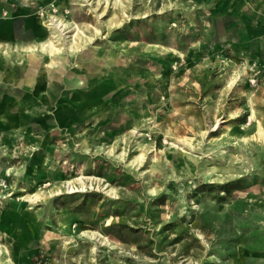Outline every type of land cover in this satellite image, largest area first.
Here are the masks:
<instances>
[{
    "label": "rangeland",
    "instance_id": "rangeland-1",
    "mask_svg": "<svg viewBox=\"0 0 264 264\" xmlns=\"http://www.w3.org/2000/svg\"><path fill=\"white\" fill-rule=\"evenodd\" d=\"M263 12L0 0V264H264Z\"/></svg>",
    "mask_w": 264,
    "mask_h": 264
},
{
    "label": "bare ground",
    "instance_id": "bare-ground-1",
    "mask_svg": "<svg viewBox=\"0 0 264 264\" xmlns=\"http://www.w3.org/2000/svg\"><path fill=\"white\" fill-rule=\"evenodd\" d=\"M56 23H57V22H56ZM52 24H53V23H52ZM64 25H65V24H64ZM61 26H63V25H61ZM64 27H65V26H64ZM53 28H54L55 30H57V31H61V29H62L61 27H58V25H54ZM60 28H61V29H60ZM43 46H44V45H43ZM43 46H42V48H44ZM49 47H50V49H49L50 52L55 51V48H53L52 45H50ZM67 186H70V181L67 182ZM70 189L72 190V188H70Z\"/></svg>",
    "mask_w": 264,
    "mask_h": 264
},
{
    "label": "crops",
    "instance_id": "crops-1",
    "mask_svg": "<svg viewBox=\"0 0 264 264\" xmlns=\"http://www.w3.org/2000/svg\"><path fill=\"white\" fill-rule=\"evenodd\" d=\"M259 23H263L264 22V12L263 14L260 13L259 16H258V19H257ZM259 38H261V35L258 36ZM260 40V39H259ZM3 63V62H2Z\"/></svg>",
    "mask_w": 264,
    "mask_h": 264
}]
</instances>
